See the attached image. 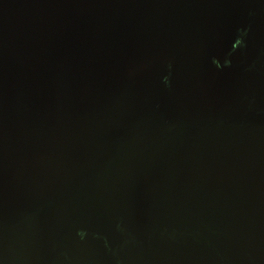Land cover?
<instances>
[{"label": "water", "instance_id": "obj_1", "mask_svg": "<svg viewBox=\"0 0 264 264\" xmlns=\"http://www.w3.org/2000/svg\"><path fill=\"white\" fill-rule=\"evenodd\" d=\"M0 264H264V0H0Z\"/></svg>", "mask_w": 264, "mask_h": 264}]
</instances>
